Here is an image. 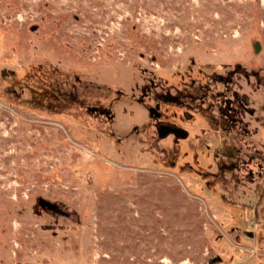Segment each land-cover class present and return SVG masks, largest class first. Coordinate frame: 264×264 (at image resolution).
Returning a JSON list of instances; mask_svg holds the SVG:
<instances>
[{
    "label": "rangeland",
    "instance_id": "374dc122",
    "mask_svg": "<svg viewBox=\"0 0 264 264\" xmlns=\"http://www.w3.org/2000/svg\"><path fill=\"white\" fill-rule=\"evenodd\" d=\"M0 264H264V0H0Z\"/></svg>",
    "mask_w": 264,
    "mask_h": 264
}]
</instances>
